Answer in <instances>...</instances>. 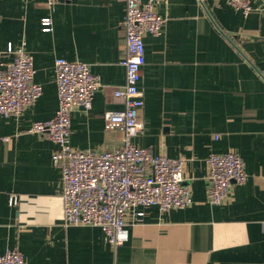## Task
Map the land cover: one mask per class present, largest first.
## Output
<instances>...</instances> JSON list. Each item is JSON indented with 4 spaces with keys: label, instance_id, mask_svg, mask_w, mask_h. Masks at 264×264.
Segmentation results:
<instances>
[{
    "label": "crops",
    "instance_id": "crops-1",
    "mask_svg": "<svg viewBox=\"0 0 264 264\" xmlns=\"http://www.w3.org/2000/svg\"><path fill=\"white\" fill-rule=\"evenodd\" d=\"M252 5L245 14L227 0L157 4L166 23L144 37V129L133 141L187 159L193 203L136 207L125 241L112 246L100 226L65 223L55 143L27 130L55 115V61L64 57L88 63L102 81L91 108L72 112L70 144L123 145V130L108 127L105 114L124 107L115 90L126 79L125 1L0 0V60L13 59L9 43L25 42L43 89L21 115L0 114V254L17 248L27 264H264V0ZM231 150L244 159L247 178L212 204L207 157Z\"/></svg>",
    "mask_w": 264,
    "mask_h": 264
},
{
    "label": "built area",
    "instance_id": "built-area-1",
    "mask_svg": "<svg viewBox=\"0 0 264 264\" xmlns=\"http://www.w3.org/2000/svg\"><path fill=\"white\" fill-rule=\"evenodd\" d=\"M57 1L47 0V3L53 6ZM124 1L126 79L115 90L124 107L105 114L108 127L123 130V145L98 151L70 144L72 112L78 106L91 108L102 81L88 63L64 57L55 61L59 96L55 115L34 121L27 130L47 136L55 143L52 163L62 168L65 223L100 226L112 246L125 241L128 216L136 207L157 205L161 211H167L193 203L191 188L185 183L187 159L154 155L149 148L133 141L144 129L141 119L145 103L141 88L146 63L144 37L164 29L166 18L158 13L157 4L168 0ZM200 1L206 4V0ZM227 1L245 14L253 11L252 0ZM42 24L45 31H50L53 20L45 17ZM7 52L13 59L8 63L0 60V114L19 116L38 100L43 89L35 81L33 56L25 42L17 46L9 43ZM207 164L208 200L221 204L233 183L246 180L244 159L233 150L214 152L207 157ZM0 264H27V261L19 249L13 248L0 254Z\"/></svg>",
    "mask_w": 264,
    "mask_h": 264
}]
</instances>
